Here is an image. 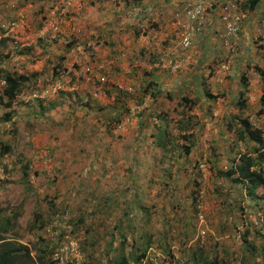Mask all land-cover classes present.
Returning <instances> with one entry per match:
<instances>
[{"label": "rangeland", "instance_id": "obj_1", "mask_svg": "<svg viewBox=\"0 0 264 264\" xmlns=\"http://www.w3.org/2000/svg\"><path fill=\"white\" fill-rule=\"evenodd\" d=\"M189 1L175 18L185 20ZM224 1L208 7L190 48L180 28L148 49L142 29L156 41L159 28L142 0H0L6 237L55 264H194L198 250L223 264H264V204L227 177L259 147L240 139L241 120L264 130L254 68L264 67L263 13L244 7L241 32L226 36ZM193 68L195 79H183ZM8 73L28 78L10 108ZM150 82L158 85L147 92Z\"/></svg>", "mask_w": 264, "mask_h": 264}, {"label": "trees", "instance_id": "obj_2", "mask_svg": "<svg viewBox=\"0 0 264 264\" xmlns=\"http://www.w3.org/2000/svg\"><path fill=\"white\" fill-rule=\"evenodd\" d=\"M257 3L258 0H248V2L244 3V7L254 9ZM255 72L260 76L263 84L261 102L264 106V67L256 66ZM242 80L244 81V85L247 86L248 80L246 76L243 75ZM5 81L6 87L3 96L6 97L7 102L4 103V106L10 108L20 94L22 86L28 81V78L24 75L8 73L5 75ZM157 85L156 82H150L146 91L151 92ZM246 91H248L247 87L240 95L244 97ZM149 94L152 96L156 95L155 93L154 95L153 93ZM183 100L189 101L187 97H183ZM240 105H245L244 99ZM259 113H264V108ZM6 118L10 120V114H6ZM241 125L240 129L235 130L239 134L240 139H250L258 144L259 147L253 149V155L245 153L241 154L238 159H234L235 165L227 172V177L231 179V176L236 175L231 180L242 185L246 195L251 198L255 205L259 206L264 204V130L254 128L249 118H243ZM10 149L8 145L3 146V152L5 153L9 152ZM186 149L189 153L190 147H186ZM9 226V218L0 221V264H55L51 260H45L42 255H38L36 258L32 255V251L27 245L6 237L4 234L7 233ZM198 251L194 252L191 258L194 264H223V262L220 263V260L205 255L201 250ZM143 257H145V252L141 253L137 260L139 261ZM117 264H126V258L122 257L120 261H117Z\"/></svg>", "mask_w": 264, "mask_h": 264}, {"label": "crops", "instance_id": "obj_3", "mask_svg": "<svg viewBox=\"0 0 264 264\" xmlns=\"http://www.w3.org/2000/svg\"><path fill=\"white\" fill-rule=\"evenodd\" d=\"M142 3L143 4H141V5L144 8L145 16L152 17L153 21H155L154 29L155 28H157V29L159 28V29L157 30L158 33H155V35H156L155 37H158V39L155 41V38H152V36H150L149 31H147L146 29L143 28L142 30L144 33L141 35L139 42H141L142 44H146L147 45L146 48H148V49L150 47H152L153 44L154 45L158 44V41L163 40L164 44L169 43V41L172 40V38L174 36L173 33L177 32L180 29L175 24V22H176L175 16H177L179 14V9L181 7V0H142ZM258 6L260 7V9H262L261 12L263 13V17L259 16V18L256 20V22H257L256 24H258L260 22V20H264V0H258L256 7L254 9H251L253 13L255 12V15L258 14L257 10L260 11ZM251 18L253 19L254 17H251ZM254 20H255V18H254ZM250 23L246 22L244 24V30L246 33L248 32L249 27L254 29V27H252ZM214 25H216L215 21H213L209 25V28H211V32L213 34H215L214 33V27L215 26ZM146 28L150 31L152 30V29H150L148 24L146 25ZM133 31H134V34H137L134 29H133ZM257 31H258V29H257ZM159 32L161 33V35ZM260 35H262V37L260 38L261 41L259 42V44L261 47V51H263L262 53L264 55V30H262L258 36H260ZM165 37H168V38H165ZM170 37H172V38H170ZM208 39H213V38H211L209 36L208 38L202 40V43H200V46L206 47L208 44L207 41H209ZM248 43H250V41H248ZM251 48H252V46H251ZM246 51H248V50H246ZM201 59H203V58H201ZM199 62H200V60H199ZM259 67H261V66H259ZM143 69H145V67ZM196 69L197 68H195V69L193 68V70L191 72H189V74H184L185 76H182L183 79L187 80L188 77L195 79ZM186 73H188V72H186Z\"/></svg>", "mask_w": 264, "mask_h": 264}, {"label": "built area", "instance_id": "obj_4", "mask_svg": "<svg viewBox=\"0 0 264 264\" xmlns=\"http://www.w3.org/2000/svg\"><path fill=\"white\" fill-rule=\"evenodd\" d=\"M212 2H214V0H190L185 20L180 17L176 18L175 24L179 28L183 29L181 34V45L184 48L188 49L192 46L194 32L202 31L203 27L206 25L208 7L214 6ZM246 2H248V0H225L223 2L220 10L221 20L225 28L226 36H235L241 32L243 20L245 18L244 3ZM67 5L69 6L70 4ZM67 8L65 7L63 10L65 11ZM52 24H54V22L51 21V25ZM222 67L224 69L229 68L227 65H223ZM100 80L104 82L105 78L102 77ZM56 91L57 87H53L50 88V90H46L45 94ZM35 96L38 97L37 95Z\"/></svg>", "mask_w": 264, "mask_h": 264}]
</instances>
